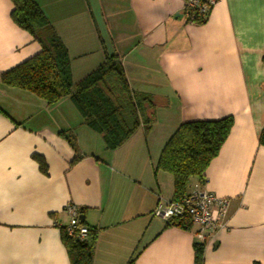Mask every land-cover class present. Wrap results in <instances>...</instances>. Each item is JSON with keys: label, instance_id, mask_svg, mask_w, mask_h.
Here are the masks:
<instances>
[{"label": "crops", "instance_id": "crops-1", "mask_svg": "<svg viewBox=\"0 0 264 264\" xmlns=\"http://www.w3.org/2000/svg\"><path fill=\"white\" fill-rule=\"evenodd\" d=\"M35 1L68 50L74 84L114 55L130 87L165 106V125L110 150L69 97L48 104L0 80V264H71L56 226L68 202L96 231L93 264L134 254L135 264H195L197 229L154 215L174 192L156 166L181 123L227 116L229 136L188 188L228 199L204 264H264V0H217L201 25L186 22L185 0ZM12 9L0 0V75L42 50Z\"/></svg>", "mask_w": 264, "mask_h": 264}, {"label": "trees", "instance_id": "trees-1", "mask_svg": "<svg viewBox=\"0 0 264 264\" xmlns=\"http://www.w3.org/2000/svg\"><path fill=\"white\" fill-rule=\"evenodd\" d=\"M11 1L13 21L38 39L42 50L2 73L0 80L4 85L29 91L48 104L69 97L85 124L102 136L110 150L124 144L139 127H144L146 132L150 130L154 120L153 96L130 87L124 68L114 55L107 56L98 68L74 84L68 50L40 6L35 0ZM207 18L200 17L194 24H204ZM233 124V116H227L219 120L183 122L176 128L166 141L156 166V171L164 170L173 176L171 201L182 199L188 192L191 178L204 181L207 168L219 154ZM260 144L264 146V128ZM35 157L45 173L44 160ZM169 226L193 228L187 216L165 222V227ZM61 235L71 264H93L96 231L90 229V239L86 242L69 237L63 230ZM204 246V242L195 243V264H204ZM137 255L127 264H135Z\"/></svg>", "mask_w": 264, "mask_h": 264}, {"label": "built area", "instance_id": "built-area-1", "mask_svg": "<svg viewBox=\"0 0 264 264\" xmlns=\"http://www.w3.org/2000/svg\"><path fill=\"white\" fill-rule=\"evenodd\" d=\"M217 0H185L183 16L188 23H194L200 17H207ZM228 199L217 196L205 189L194 188L188 191L180 201H160L154 215L167 222L175 217L187 216L195 227L198 241L205 242L207 238L221 228L220 219L225 215ZM67 222L57 224L69 237L80 242H86L90 228L82 222L81 209L74 203L64 206Z\"/></svg>", "mask_w": 264, "mask_h": 264}, {"label": "rangeland", "instance_id": "rangeland-1", "mask_svg": "<svg viewBox=\"0 0 264 264\" xmlns=\"http://www.w3.org/2000/svg\"><path fill=\"white\" fill-rule=\"evenodd\" d=\"M164 107L165 106L162 105L161 101L154 102V110L155 109L156 110L154 111V120L152 122V127H163L165 125L164 114H163Z\"/></svg>", "mask_w": 264, "mask_h": 264}, {"label": "water", "instance_id": "water-1", "mask_svg": "<svg viewBox=\"0 0 264 264\" xmlns=\"http://www.w3.org/2000/svg\"><path fill=\"white\" fill-rule=\"evenodd\" d=\"M81 218H83V219H84V216H82Z\"/></svg>", "mask_w": 264, "mask_h": 264}]
</instances>
